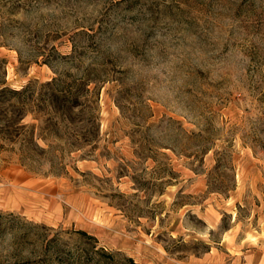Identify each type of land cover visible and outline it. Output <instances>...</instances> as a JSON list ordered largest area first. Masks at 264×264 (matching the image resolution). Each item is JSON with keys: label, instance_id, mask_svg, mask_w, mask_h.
I'll list each match as a JSON object with an SVG mask.
<instances>
[{"label": "rangeland", "instance_id": "rangeland-1", "mask_svg": "<svg viewBox=\"0 0 264 264\" xmlns=\"http://www.w3.org/2000/svg\"><path fill=\"white\" fill-rule=\"evenodd\" d=\"M134 262L264 264V0H0V264Z\"/></svg>", "mask_w": 264, "mask_h": 264}, {"label": "trees", "instance_id": "trees-1", "mask_svg": "<svg viewBox=\"0 0 264 264\" xmlns=\"http://www.w3.org/2000/svg\"><path fill=\"white\" fill-rule=\"evenodd\" d=\"M75 84L78 86V89L72 91L76 85H71V87L60 85L57 81V77L52 78L51 80L43 84V87L45 89L43 94L46 95L44 97V100H47V104L49 105L51 112H54L60 117L61 122L65 125V127L71 124L74 120V108L80 106L81 111L84 110L85 112H87L88 115H86L85 117H80L78 119V121L86 122L91 126L86 130L87 135H85V133H82L83 135L88 136L87 138H85V140H87L91 138L94 133V121L97 119V115L94 113V109L90 104L92 100L90 98H87L88 94H85V91L89 90V88L82 81L78 83L76 82ZM81 88H83V90ZM11 90L17 94L22 92L21 89ZM73 144L76 145L75 142H73ZM81 232L84 231L81 230ZM134 263L137 264V262Z\"/></svg>", "mask_w": 264, "mask_h": 264}]
</instances>
